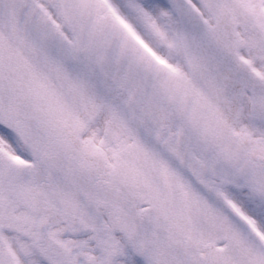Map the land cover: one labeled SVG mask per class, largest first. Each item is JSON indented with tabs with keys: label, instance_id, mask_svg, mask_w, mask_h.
<instances>
[{
	"label": "snow or ice",
	"instance_id": "obj_1",
	"mask_svg": "<svg viewBox=\"0 0 264 264\" xmlns=\"http://www.w3.org/2000/svg\"><path fill=\"white\" fill-rule=\"evenodd\" d=\"M0 264H264V0H0Z\"/></svg>",
	"mask_w": 264,
	"mask_h": 264
}]
</instances>
